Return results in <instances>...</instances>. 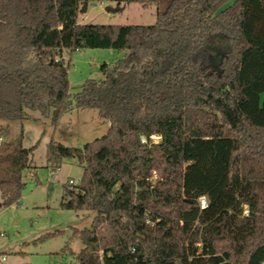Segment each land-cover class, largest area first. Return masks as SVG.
<instances>
[{"label": "trees", "instance_id": "16d2710c", "mask_svg": "<svg viewBox=\"0 0 264 264\" xmlns=\"http://www.w3.org/2000/svg\"><path fill=\"white\" fill-rule=\"evenodd\" d=\"M87 1L0 0V122L109 123L81 148L46 146L53 171L82 168L60 208L94 213L72 230L77 264H264V0H113L154 5L152 26L79 25ZM83 49L125 54L70 98L63 54ZM32 153L0 143V207L18 204Z\"/></svg>", "mask_w": 264, "mask_h": 264}, {"label": "rangeland", "instance_id": "374dc122", "mask_svg": "<svg viewBox=\"0 0 264 264\" xmlns=\"http://www.w3.org/2000/svg\"><path fill=\"white\" fill-rule=\"evenodd\" d=\"M76 22L79 25L152 26L156 22V8L137 3L118 5L113 0H89L85 6L84 3L79 5ZM218 46L224 47V44L221 42ZM124 54L111 49L65 52L63 59L65 63L70 62L67 72L70 98L81 91L86 80L101 82L104 76L100 66L112 67ZM108 127L109 123L99 118L97 111L88 109L65 113L56 125L38 111H27L21 121L0 122L2 142L20 144L24 149L33 147L32 164L23 173L25 187L18 204L0 207V264L78 263L76 256L83 245L73 237L72 230L89 228L94 213L64 210L60 203L67 200L64 196L66 187L77 192L82 168L74 159H63L53 171L46 166V146L53 141L65 147L81 148L101 138ZM151 140L158 143L160 139L152 136ZM198 202L200 205V200ZM50 233L56 235L42 242L36 241Z\"/></svg>", "mask_w": 264, "mask_h": 264}, {"label": "built area", "instance_id": "2783aa9c", "mask_svg": "<svg viewBox=\"0 0 264 264\" xmlns=\"http://www.w3.org/2000/svg\"><path fill=\"white\" fill-rule=\"evenodd\" d=\"M69 183L72 184V181H69ZM199 200H200V208H203L205 206V204H203V198H200ZM0 236L2 235L0 234ZM2 261H3V258H2Z\"/></svg>", "mask_w": 264, "mask_h": 264}, {"label": "water", "instance_id": "95a60500", "mask_svg": "<svg viewBox=\"0 0 264 264\" xmlns=\"http://www.w3.org/2000/svg\"><path fill=\"white\" fill-rule=\"evenodd\" d=\"M85 3H86V2H84V6H85ZM106 10H107V11H112V10H111V9H109V8H107Z\"/></svg>", "mask_w": 264, "mask_h": 264}, {"label": "crops", "instance_id": "0c3cea01", "mask_svg": "<svg viewBox=\"0 0 264 264\" xmlns=\"http://www.w3.org/2000/svg\"><path fill=\"white\" fill-rule=\"evenodd\" d=\"M0 142H2L1 139H0Z\"/></svg>", "mask_w": 264, "mask_h": 264}]
</instances>
